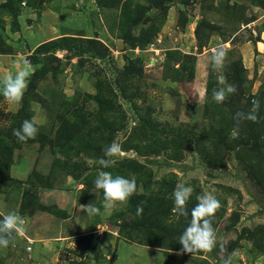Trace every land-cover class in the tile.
I'll list each match as a JSON object with an SVG mask.
<instances>
[{"label":"rangeland","instance_id":"obj_1","mask_svg":"<svg viewBox=\"0 0 264 264\" xmlns=\"http://www.w3.org/2000/svg\"><path fill=\"white\" fill-rule=\"evenodd\" d=\"M220 46L237 91L216 103ZM25 60L21 102L0 95V218L17 211L25 231L0 264H264V0H0V80ZM253 99L258 122L237 127ZM25 119L39 131L19 142ZM101 170L136 180L127 203L103 209ZM178 183L189 212L204 192L220 201L212 252L177 255Z\"/></svg>","mask_w":264,"mask_h":264},{"label":"clouds","instance_id":"obj_2","mask_svg":"<svg viewBox=\"0 0 264 264\" xmlns=\"http://www.w3.org/2000/svg\"><path fill=\"white\" fill-rule=\"evenodd\" d=\"M227 50L220 46L213 49L210 56V67L218 73L217 80L221 85L212 92V98L216 103H223L229 95L235 94L237 86L227 82L223 75L226 67ZM24 69L15 73H9L0 80V95L9 103L19 104L28 88L29 77L32 74L31 63L24 61ZM260 110V101L253 99L251 107L247 112L238 111L233 119L239 123L243 121L258 122V112ZM38 127L34 119H25L21 126L13 130V135L19 142H27L29 139H35L38 134ZM237 135L236 130L233 136ZM121 153V146L113 142L103 149V156L97 163L101 169H110L117 164V157ZM95 188L102 190V207L105 211L113 210L117 204H125L137 191V184L134 178H126L122 175H113L111 171L101 170L97 173L94 180ZM193 188L186 186L185 183H178L172 193L173 213L181 217L191 219L182 234L178 238V243L182 246L177 255L209 253L217 246L216 230L213 227L212 219L216 211L221 207L220 201L212 192H204L197 196V203L191 208H187L188 201L192 195ZM89 217L101 214V209L94 203L79 205ZM143 211L142 207H137V214ZM25 231V220L15 210L3 214L0 218V248H7L10 244L14 246L15 235ZM159 252L160 249H157ZM233 254L222 258L221 264H232Z\"/></svg>","mask_w":264,"mask_h":264}]
</instances>
